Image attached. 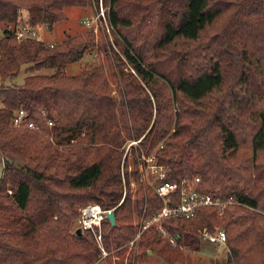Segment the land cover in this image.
I'll use <instances>...</instances> for the list:
<instances>
[{
	"label": "trees",
	"instance_id": "16d2710c",
	"mask_svg": "<svg viewBox=\"0 0 264 264\" xmlns=\"http://www.w3.org/2000/svg\"><path fill=\"white\" fill-rule=\"evenodd\" d=\"M85 3L0 0V22H14L27 6L32 23L51 26L66 18L64 7ZM105 3L119 50L137 76L123 70L109 43L103 46L111 78L101 56L77 73L65 71L92 52L91 29L54 42L18 41L9 31L0 37V264H124L135 215L153 213L162 202L139 180L137 158L163 138L155 151L169 167L167 178L199 176L202 191L232 200L199 206L190 218L162 219L167 236L150 225L140 235V254L150 248L167 262H182L180 245L201 248L196 225L220 223L230 249L226 264H264V0ZM22 63L31 73L4 83ZM52 67L50 74L36 72ZM20 107L37 127L12 123ZM140 137L132 156H124L125 141ZM172 199L178 202V194ZM88 202L116 206V224L102 222L105 256L90 230L70 232L75 205Z\"/></svg>",
	"mask_w": 264,
	"mask_h": 264
},
{
	"label": "rangeland",
	"instance_id": "374dc122",
	"mask_svg": "<svg viewBox=\"0 0 264 264\" xmlns=\"http://www.w3.org/2000/svg\"><path fill=\"white\" fill-rule=\"evenodd\" d=\"M100 6L103 8V10H105L104 12L107 13V10L109 8V4L105 3V0H86L85 4H75V5H69V6L64 7V11L66 13V18L54 22L51 26H47L44 23L37 22V25L39 26V30H38V38L39 39H36V40H43L46 42L62 41L68 36L74 35L76 33H82L83 30H90L92 28L91 24L86 25L84 20L87 18L94 20L96 17L95 15H96ZM19 8H26L28 10L27 6H20ZM223 19L224 18L221 17L219 21L217 20L218 25L220 22H222ZM108 23H109V20H108ZM91 30L94 32L95 41H96V45L93 47L92 52L84 54V56L79 61L66 64L64 69L68 74L77 73V72H79L80 68L83 65H85L86 62H90V61L94 60L97 56H101L104 60L108 75L110 77V71L108 70V66H107L108 62H107V58L105 56L106 52H105L103 45L106 42L110 41L111 38L109 37L108 34L105 33L107 31H106L105 24L103 21H101L97 30H93V29H91ZM110 35L112 37V42H113L112 43L113 45L111 44L112 50L116 51L119 54V56L121 57V59L125 61V58L122 56V53L119 50V46L116 43V40H118L117 38L119 36L117 35V32L115 31V29H113V31L110 32ZM203 36L205 37L208 35L205 32L203 34ZM237 45L242 46V43L240 42ZM95 51L97 52V55H96ZM110 54H111V52H110ZM110 60H115V59H114V57H110ZM122 66H123V70H125V72L131 71L135 76H137L136 73L131 69L132 67L130 68L126 61H125V65L122 64ZM56 69L57 68H55V67L41 68V69L37 70L36 72L50 74V73L54 72ZM29 73H31V71L29 70V63H22V64H20V67H19L17 73L12 78L5 79L4 83H6V84H8L10 82L21 83L23 81L25 75H27ZM0 81H1V79H0ZM111 83H112L113 93H114L115 98H116V97H118L116 94V91H115L116 82L111 80ZM116 101H118V100H116ZM42 111L44 112V115L47 114V111H48L49 116H52L51 112H53V111L51 109L45 107V108H42ZM118 114H119L120 121H122V116L120 115V112ZM52 120H53V118H52ZM53 124H54V121H53ZM140 139H141V137L137 138V139L129 138L125 141L124 146H122V147H124V156L127 155L128 158H130L132 156V150H131L132 147L131 146H137ZM163 140H164V138L156 144V146L153 149L154 153H156V151H155L156 149L160 148L163 145V143H162ZM156 158H157V156H156ZM137 159H138L137 166H138L139 180L143 184H146L147 186H151L149 178H147L146 175L140 169L141 168L140 158H137ZM156 161L158 163L162 164L167 169L169 168L168 165L161 163L160 161H158V159ZM2 167H3V160H2V158H0V175L2 172ZM131 169H132V167H131V163H130L129 166L127 167V171L131 172ZM121 170H122L123 182L125 183V175H124L125 173L124 172L126 171V169L125 168L123 169L122 165H121ZM130 172H129V176H128L129 177V186H130V189L132 191V194L134 195L135 183H134L133 175ZM195 177L196 176L185 177V178L188 180H192ZM200 180L196 183V186L198 188H200ZM8 191L11 192L10 189ZM125 191H126V189L124 187L123 195L120 198V200L123 199V197L125 195ZM161 201H162V199H161ZM88 203H90V202H88ZM162 203H163V201L161 202V205H162ZM82 205H84V204H76L75 205V210H76L77 216H78L79 208ZM109 208H111V207H109ZM158 208L159 207H157V209ZM113 211H114V209H113ZM154 214H155V212L146 215L145 211L143 209L140 215H137V216L135 215V217L133 219V223L135 224L136 231H135V235L133 236V238H136V242H135V244L131 245V244H129V241H130L129 240L125 244L126 250H125V254H124V258H123L124 264H226V254L230 250L229 247L226 244L225 245H218V244H213V243L207 242L206 240L203 239V237L201 235V230L204 227L207 228L208 230H211V231H215L216 229H224V226L221 225L220 223H216L214 225H205V224H203V225L197 224L196 225L194 233L199 238V240L201 241V248H199L198 250H193L191 248H188L187 246L180 245L179 248L181 249L182 253L184 254V258H185L182 262H171V263L167 262L166 260L163 259V257H160L157 253L152 252L150 248H147L148 254L141 255L140 253L144 251V248L140 247L139 238H140V235L144 229L140 232L139 228L143 222H145L146 228L149 227L150 225H155L158 228L159 232L163 236H167V232L161 227V220L162 219L160 221L159 220H153ZM77 216H76V218H77ZM74 224L75 223H73L71 228H70L71 233L73 230H75ZM93 235H94V233H93ZM102 237H103V231H102L100 243H98V241H96V238L94 235L96 244L99 247V249L101 250L102 256H105L109 252L107 250H105V248L103 247ZM168 239L170 240V242L173 245H176L177 241H176V238L174 236H171L168 234ZM171 239H173V241ZM100 246H102L105 253H103V250L100 248ZM114 250H117V249H113L110 251L113 254V259L118 258V255H114L115 254ZM130 252H132V254H131L132 262L131 263L128 261V254H130Z\"/></svg>",
	"mask_w": 264,
	"mask_h": 264
},
{
	"label": "built area",
	"instance_id": "2783aa9c",
	"mask_svg": "<svg viewBox=\"0 0 264 264\" xmlns=\"http://www.w3.org/2000/svg\"><path fill=\"white\" fill-rule=\"evenodd\" d=\"M103 8L100 6L96 17L94 20L89 18L85 19L86 25L91 24V29L97 30L101 21L104 22L106 34L111 38L106 44H112V37L110 32L113 31L112 26L108 23L107 13L104 12ZM106 14V15H105ZM39 26L37 23H32L30 21L29 11L26 8H19L17 17L14 22L11 23H0V37L5 31L11 32L18 41L27 39H39L38 38ZM113 45V44H112ZM131 68V66H129ZM133 71L134 69L131 68ZM44 113V112H43ZM26 115V110L22 107L14 111L12 115V123L15 125H27L30 128L37 127L34 121L26 120L24 117ZM48 124L52 125L53 120L48 118ZM140 166L142 172L149 178L150 185L162 199V205L156 209L153 216V220H161L167 217H177L182 216L184 218H190L197 207L201 205H220L222 206L228 201L232 200V196L228 200H223L219 197H214L209 192L200 190L196 186V183L200 180L198 176L192 180L186 178L182 179L180 182L167 178V168L162 164L158 163L156 160V153L153 151L151 153H144L142 150L140 152ZM178 194L179 200L172 201V197ZM123 200V199H122ZM122 200H120L117 205H119ZM116 206L111 208H104L97 202H90L82 205L79 208L76 228H80L83 233L85 230H91L96 238V241L100 243L102 235V222L107 219L106 212L113 210ZM146 228L145 222L140 225L139 231L141 232ZM201 235L207 242H212L218 245L226 244V233L224 229H216L215 231L203 228L201 230ZM173 241V239H171ZM136 242V238H132L129 244L133 245ZM100 248L103 250L102 246ZM103 253L105 251L103 250Z\"/></svg>",
	"mask_w": 264,
	"mask_h": 264
},
{
	"label": "water",
	"instance_id": "95a60500",
	"mask_svg": "<svg viewBox=\"0 0 264 264\" xmlns=\"http://www.w3.org/2000/svg\"><path fill=\"white\" fill-rule=\"evenodd\" d=\"M106 216H107V218H108V220H109L111 225H115L116 224L115 213H114L113 210L107 211L106 212ZM75 232L77 234H81L82 233L80 228H76Z\"/></svg>",
	"mask_w": 264,
	"mask_h": 264
}]
</instances>
